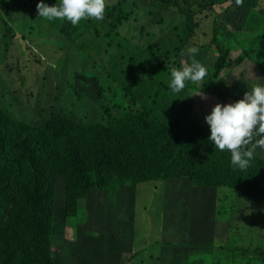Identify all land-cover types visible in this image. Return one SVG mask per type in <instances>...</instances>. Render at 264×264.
<instances>
[{
    "label": "rangeland",
    "instance_id": "rangeland-1",
    "mask_svg": "<svg viewBox=\"0 0 264 264\" xmlns=\"http://www.w3.org/2000/svg\"><path fill=\"white\" fill-rule=\"evenodd\" d=\"M37 3L0 0V83L7 91L0 105L20 118L40 119L39 114L50 111L90 126L104 124L110 115L138 112L145 118L148 101L166 124L204 127L216 103L234 102L256 83H264L258 63L264 41L254 36L259 29L254 9L232 2L211 8L206 0H180L187 10L179 13L156 0H106L104 19L82 20L69 40L58 31L63 20L38 16ZM256 10H264V0ZM214 15L222 20L219 33L212 29ZM191 48L197 49L195 55ZM194 59L205 64L208 75L187 81L184 90L173 93L168 87L172 68ZM149 119L152 124L159 121L152 113ZM254 151L264 154L261 148ZM146 185L154 186L144 182L140 190H147ZM194 186L200 184L187 176L169 179L151 194L154 211L145 210L137 191L135 196L114 185L92 189L80 214L59 222L52 264L73 263L82 254L77 264H89L90 254L99 251L113 252L112 264H122L126 256L133 257V264L139 259L146 261L140 264H198L202 257L209 264H218V258L225 264L227 255L211 253L232 245L254 256L252 264H264V201L232 189ZM58 193V215H63V191ZM207 199L218 209V230L224 237L222 244L197 248V259L171 245L170 235L180 227L168 215L172 208L185 214ZM114 219L120 224L116 238L107 233ZM183 222L190 240L204 237L188 228L187 218ZM162 236L167 238L162 241ZM152 249L154 255L144 254Z\"/></svg>",
    "mask_w": 264,
    "mask_h": 264
},
{
    "label": "trees",
    "instance_id": "trees-1",
    "mask_svg": "<svg viewBox=\"0 0 264 264\" xmlns=\"http://www.w3.org/2000/svg\"><path fill=\"white\" fill-rule=\"evenodd\" d=\"M156 1L179 13L187 10L180 0ZM258 1L242 0L238 5L254 9L252 15L259 28L254 36L264 41V10H256ZM227 2L237 4L236 0H206L211 8ZM221 22L220 17L213 16L215 33L220 32ZM69 24L64 22L60 30L72 39L78 26ZM259 55L264 74V50ZM145 109L158 118V123L148 122L152 120L149 111L144 113L145 118L131 112L110 115L104 124L83 126L50 111L30 121L10 117L0 109V264H52L59 222L77 216L92 189L108 185L127 189L135 196L139 192L140 201L149 211H154L151 194L176 176H189L197 184L232 189L254 201H264L263 153L255 154L250 166L239 170L231 164V153L219 150L208 139L209 126L166 124L148 101ZM144 182L154 186L146 185L147 190L141 191ZM59 190L63 191V215H58ZM208 200L188 212V228L203 233L202 249L210 248V243L222 244L224 237L218 230V209ZM112 222L114 228L107 233L116 238L120 224L117 219ZM177 225L182 234V217ZM214 249V256L229 257L225 264H252L254 258L242 253L237 245ZM195 250L193 255L198 259L201 254ZM112 254L94 253L89 264H112ZM202 258L198 264H204ZM216 260L224 264L221 258ZM62 264L67 263L63 260Z\"/></svg>",
    "mask_w": 264,
    "mask_h": 264
},
{
    "label": "clouds",
    "instance_id": "clouds-1",
    "mask_svg": "<svg viewBox=\"0 0 264 264\" xmlns=\"http://www.w3.org/2000/svg\"><path fill=\"white\" fill-rule=\"evenodd\" d=\"M241 2L242 0H236L237 4ZM258 2H261V0ZM105 7L106 0H56L53 5L45 3V0H38L36 5L38 16L49 21L63 20L62 24L70 22L72 24H69L71 27L78 26L85 19L103 20ZM6 8L10 9L11 7L7 5ZM58 31L68 39L62 34L60 24L58 25ZM189 52L195 55L197 49L191 48ZM207 75L208 70L205 64L194 59L190 64L183 65L180 68H172L168 87L173 93H180L184 90L187 81H202ZM0 89L2 90L1 98L4 97L7 91H5L4 85H1V83ZM0 107L8 116H16L9 109L1 105ZM33 120L37 119H30V121ZM205 120L208 124L207 126L210 127L208 139L219 150H227L231 153V164L234 167L239 170H245L250 166L253 157H256L255 154L257 153L254 150L256 148L264 149V83H256L244 93L242 98L234 102L216 103L205 116ZM201 127L203 128V126ZM201 186L204 185L197 187ZM192 242L197 244V248H200L204 239L201 240V243Z\"/></svg>",
    "mask_w": 264,
    "mask_h": 264
},
{
    "label": "crops",
    "instance_id": "crops-1",
    "mask_svg": "<svg viewBox=\"0 0 264 264\" xmlns=\"http://www.w3.org/2000/svg\"><path fill=\"white\" fill-rule=\"evenodd\" d=\"M195 187H197V186H194V188ZM197 188H200V187H197ZM192 208L193 207L188 208L186 210V213L185 214H182V211H180L178 213V209L172 208V213L170 215H168V216H173L174 218L176 217L177 218L176 221L178 223V221L181 219V217L183 218V220L186 219V218L188 219V212L191 211ZM170 237H173L172 239H170L171 245H173V246H181L187 252V255H193L194 249H196L198 247L197 244H195L194 242H192V240H189L188 235L187 236L184 235L183 232H182V234L176 232L174 234H171ZM166 238L167 237L162 236V241L164 239H166ZM196 240H198V239H196ZM199 240H202V238L199 239ZM174 243L177 244V245H174ZM155 253H156V250L155 249L148 250V251L144 252L145 255H147V254L148 255H154ZM81 256L82 255H80L79 257L77 256L78 257V260H75L73 262V264H77L79 262ZM91 257H94V253L93 252L90 254V260H91ZM132 260H133V257L132 256H126L124 258L122 264H133V261ZM140 262H146V261H143V260H140L139 259V260L136 261V264H140ZM170 264H172V263H170ZM204 264H209V262H204Z\"/></svg>",
    "mask_w": 264,
    "mask_h": 264
}]
</instances>
